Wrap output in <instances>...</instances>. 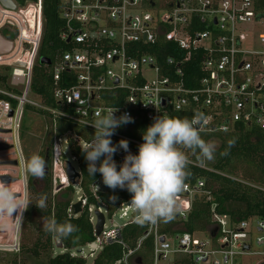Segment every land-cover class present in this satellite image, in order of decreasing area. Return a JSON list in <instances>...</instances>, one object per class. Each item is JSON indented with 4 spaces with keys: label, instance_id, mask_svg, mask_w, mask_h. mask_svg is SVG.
<instances>
[{
    "label": "built area",
    "instance_id": "built-area-1",
    "mask_svg": "<svg viewBox=\"0 0 264 264\" xmlns=\"http://www.w3.org/2000/svg\"><path fill=\"white\" fill-rule=\"evenodd\" d=\"M263 4L264 0H61L60 17L65 26L59 41L68 48H58L54 59H50L51 64H46L55 84L54 99L61 109L47 105L44 97L32 90L43 38V0L18 6L16 11L0 4V30L7 25L19 29L15 39L10 40L13 50L0 55V77L5 78L4 84L0 83V145L10 147L0 150V154L12 149L14 156L0 155V162L18 164L0 165V181L3 177L11 178L9 187L21 199H27L29 178L19 162L23 155L20 132L27 107L47 114L49 133L53 128L52 118L72 121L94 134L92 124L97 112L118 109L114 113L116 117L127 113L133 122L117 128L111 140L113 145H118L121 139L127 140L134 155L143 141L130 137L126 128L140 121L151 125L155 117L164 113L170 117L187 113V118L203 113L208 123L201 133L206 134H226L242 127L264 131ZM161 6L164 11H158ZM147 9L153 12H146ZM164 45H170L168 50L172 55L160 61L155 48ZM194 60H199L201 77L196 75L195 65L191 66ZM72 141L80 147L87 143L71 131L52 138L50 170L55 187L71 185L67 164L78 161L71 154ZM67 152L71 161L64 159ZM115 154L121 165L127 153L122 149ZM2 166L11 170L4 171ZM102 186L99 181L94 185L97 204L95 208L88 207L94 232L97 213L105 217L103 231L96 236L101 251L119 242L127 226L146 228L135 247L127 248L115 264H136L135 255L148 237L153 238L152 264H181L182 258L193 264H250L252 256H260L256 264H264V236L256 242L263 251L252 252L251 234L264 233V221L257 217L233 220L216 212L214 205V228L208 234L163 235V221L137 224L128 201L117 210L127 221L106 229L108 216L112 219L115 213L111 215L108 206L97 196ZM204 186L202 181L195 189L185 184L177 197L178 221L187 220L194 195ZM78 201L83 202L82 195ZM15 218L14 215L11 218L10 234L0 235V252H21L22 219ZM175 230L181 231L178 226ZM96 256L92 251L89 258Z\"/></svg>",
    "mask_w": 264,
    "mask_h": 264
},
{
    "label": "trees",
    "instance_id": "trees-1",
    "mask_svg": "<svg viewBox=\"0 0 264 264\" xmlns=\"http://www.w3.org/2000/svg\"><path fill=\"white\" fill-rule=\"evenodd\" d=\"M14 1L18 6L22 7L29 2L37 0ZM261 9L264 10V4ZM60 10L61 0H43V38L32 82L33 92L42 95L47 105L57 109H61V105L54 99V80L49 67L41 63V59L48 58L53 60L58 48L61 46L68 48L66 44L59 41V36L65 26V22L60 17ZM1 33L9 40H14L17 36L15 29L4 28ZM169 47L170 45H164L161 48H155V51L159 52L160 61L167 55H172V51L168 50ZM150 51L152 52L149 49L148 52ZM192 65L196 67V75L201 77L199 60L192 61ZM6 70L9 69L6 68ZM188 74L192 75L191 68L188 69ZM1 82L4 84L5 78L0 77ZM114 104L113 102L112 105ZM28 108V110H32L39 115H47L34 108ZM186 115L187 113L176 115L175 117L185 118ZM52 124L53 128L50 131L52 138L64 136L71 131L77 133L86 142H89L92 139V135H94L83 127L63 118H52ZM149 125L150 123L146 121L136 122L126 128V133L134 139L143 141L142 133ZM201 135L203 139L216 145V157L213 161L201 164L197 158L198 154L194 155L188 152L187 154L191 161L189 165L190 175L185 184H190L195 189L198 182L202 181L205 186L194 195L192 210L187 220L180 222L174 216L171 220L162 222L161 233L163 235H175L181 232L208 234L214 228L212 219V207L214 205L216 212L228 215L233 220L238 219L241 221L257 217L264 221V131L242 127L226 134L212 135L201 133ZM233 139L235 144L229 146L228 142ZM225 150H227V154L222 155L221 153L225 152ZM71 154L77 158L81 174L79 185L84 202L82 212L78 215L74 214L73 206L78 201L74 203L68 195L74 191L72 185L65 186V191L62 189L54 193L53 175L51 172L48 176H44V189L42 192L50 196L51 200L48 209L42 211L37 207H32L33 210L43 213L45 217L47 216V219L55 218L59 223L70 222L76 225L79 229L78 232L66 239L56 240L44 231L42 234V236H46L44 242L38 238L31 247L23 246L21 252L30 253L35 257L40 256L41 253L51 254L48 264H115L122 259L127 248L135 247L137 242L145 235L146 228L138 225L127 226L121 232L119 242L105 247L91 262H88L81 255L72 253L71 249L81 248L97 239L90 222L88 207L97 204V200L93 195V187L102 179V176L99 173H96L93 177L88 174L87 161L81 151V147L74 141L71 143ZM47 155L52 158L50 145H46L42 156L45 161H47ZM113 159L117 164V169H119L120 164L116 154H114ZM48 166L50 167V165ZM33 178L35 177L33 176L28 182V191L30 190L32 194H38ZM60 194H63L61 198H59ZM97 196L101 202L108 206L111 215L118 210L122 203L131 200V194L128 191L116 194L100 190ZM112 197H116V199L113 200L111 199ZM32 207H29V213ZM27 218L30 219V214L28 213ZM177 225H181V231L175 230ZM60 245L62 247H59ZM56 250L61 252H56ZM64 250L65 252H63ZM152 251L153 238L148 237L144 240L142 249L135 255L136 264H152ZM180 262L181 264H193L187 258H182ZM11 264L18 263L14 260Z\"/></svg>",
    "mask_w": 264,
    "mask_h": 264
},
{
    "label": "clouds",
    "instance_id": "clouds-1",
    "mask_svg": "<svg viewBox=\"0 0 264 264\" xmlns=\"http://www.w3.org/2000/svg\"><path fill=\"white\" fill-rule=\"evenodd\" d=\"M117 110L96 113L92 124L94 135L91 141L81 147L88 174L93 177L99 173L108 188L127 190L131 194L128 204L134 210L137 224L167 222L180 211L177 197L190 175L191 161L187 153L198 154L201 164L213 161L216 157V145L201 135L208 117L199 112L191 118H175L165 113L155 117L154 122L143 131V143L138 146V154L134 155L129 151L127 140L121 139L118 145L112 143L111 137L115 130L133 122L127 113L116 117L114 113ZM228 144L233 146L235 140H230ZM118 148L127 153L119 169L113 159ZM221 154L226 155L227 150ZM19 162L24 172L37 178L43 177L46 161L39 154L34 153L27 158L21 155ZM111 199L115 200L116 197ZM30 205L31 202L21 199L9 184L0 181V228L7 227L5 218H13L14 213H18L15 219H22L23 212ZM36 207H46V197H41ZM42 226L56 240L66 239L79 230L76 225L59 223L55 218L46 219Z\"/></svg>",
    "mask_w": 264,
    "mask_h": 264
},
{
    "label": "rangeland",
    "instance_id": "rangeland-1",
    "mask_svg": "<svg viewBox=\"0 0 264 264\" xmlns=\"http://www.w3.org/2000/svg\"><path fill=\"white\" fill-rule=\"evenodd\" d=\"M146 12H150L152 13L153 11L150 9L145 10ZM158 11H164L163 7L161 6L160 9H158ZM20 19V17H19ZM19 24L20 27L22 28V18L19 20ZM5 28L7 29H11V30H16L17 35L19 33V29L16 27H12V26H6ZM3 29L0 30V32H2ZM29 108L27 107L25 109L24 115H23V120H22V129L20 132V146H21V150L23 152V155L25 158L31 156L32 154H39L41 157L43 156V153L46 149V145H52V136L49 133V127H48V120L45 118V115H39L36 112L32 111V110H28ZM117 145V144H115ZM63 150H65V146L63 145ZM117 151H122V149L118 148ZM13 154V150H9L6 151V153L0 154L4 157H10L13 158L14 156ZM2 158V157H0ZM64 157H62L61 159H63ZM67 161H71V154L69 152H67L66 158H64ZM74 168L79 172V166L77 163L72 162ZM2 169L4 171H9L11 170L9 166H2ZM53 174V172L51 173ZM28 181L30 179H32V175L28 174ZM58 175L61 177L62 173L60 170H58ZM16 178V177H15ZM33 182L35 184V188L38 192V194H32L31 191H28V195H27V199L31 202V207H36V204L38 202V200L41 197H46V207H44L43 209H40L42 211H46L49 207L50 204V196L49 195H45L43 194V181L41 180V178H33ZM6 184H10V183H6ZM54 185V184H53ZM59 185V186H58ZM58 187L54 186V193L58 192L60 190L63 189L64 190V186H61L60 184H58ZM103 185V181L102 179L99 180V186ZM73 187V193L68 194L70 196V198H72L73 202H77L79 197L82 195L80 192V185L76 184V185H72ZM12 190V188H11ZM14 190V189H13ZM12 190V191H13ZM63 195V194H62ZM61 194L59 195V198H61L62 196ZM29 206V207H30ZM92 206H94V208L96 207L95 204H93ZM28 207L27 210H25L23 212V216H22V227L20 230V239H21V244L22 247L23 246H27L28 248L32 246V244L35 243V241L40 238L42 239V241L44 242L46 240V236H42V234L44 233L43 230V222L47 219L43 213H39L36 210H33V207L31 208V212L30 208ZM27 213L30 214V219L27 218ZM6 219V223H7V227L6 228H0V235L3 234H10V232L12 231V225H11V217H7ZM111 217L108 216L107 218V227L106 229H109L111 227H118L119 225L124 224L127 221V218H122L121 217V212L117 211L115 212L114 217L111 219ZM178 229H181V225H177ZM264 233H257V232H253V234H251L252 240L251 243L253 245V250L252 252H262L263 248L261 246H258L257 239L260 237H263ZM79 251H81V253H79ZM92 251H95L96 254L98 255L101 251L100 246L98 245L97 241H93L90 242L84 246H82L81 248H74L71 249V252L74 253L75 255H81L83 257H85V259L89 258V255ZM53 252V251H52ZM56 252H61L60 250H56ZM65 252V250L63 251ZM51 256V254H47V253H41L40 256L35 257L33 255H31L30 253H24L23 251L17 254H13V253H6V252H0V264H11L12 261H16L18 264H48L49 262V257ZM261 257L260 256H252L251 257V263L250 264H256V262L258 260H260ZM93 259L89 258L87 259L88 262H91Z\"/></svg>",
    "mask_w": 264,
    "mask_h": 264
},
{
    "label": "water",
    "instance_id": "water-1",
    "mask_svg": "<svg viewBox=\"0 0 264 264\" xmlns=\"http://www.w3.org/2000/svg\"><path fill=\"white\" fill-rule=\"evenodd\" d=\"M0 4L4 8L11 10V11H16L18 9V5L14 0H0ZM13 47H14L13 42L6 39L0 33V55L10 53L13 50ZM41 63L49 65V64H51V60L48 58H43V59H41ZM7 149H10V147L5 146V145H0V150H7ZM124 157H125V155L123 156L122 160H124ZM17 164L18 163L16 161L0 162V165H14V166H16ZM48 171H49V167L46 164L44 174H47ZM66 173H67V176H68V179H69L71 185H76L78 183V180L81 179L80 172H78L70 162L67 164ZM2 181L5 183L13 182V180L9 177H3ZM101 191L121 194L123 192H126L127 190H121V189L112 190V189L108 188L107 186L103 185L101 188ZM73 209H74L75 215L80 214L83 210V202L78 201L76 204H74ZM13 215H14V217H16L17 213H14ZM97 217H98V222H97V225L95 228V235L97 237H99L103 231V228H104L105 217L101 213H97ZM161 241L164 242V238H162ZM59 247H62V245H60ZM246 248L249 249L250 247L247 246ZM79 252L81 253V251H79Z\"/></svg>",
    "mask_w": 264,
    "mask_h": 264
},
{
    "label": "flooded vegetation",
    "instance_id": "flooded-vegetation-1",
    "mask_svg": "<svg viewBox=\"0 0 264 264\" xmlns=\"http://www.w3.org/2000/svg\"><path fill=\"white\" fill-rule=\"evenodd\" d=\"M17 5H18V4H17ZM0 33H1V32H0ZM1 34H2V33H1ZM46 160H47V161H46V162H47V165H50V163H51V158H50L49 155H47ZM48 167H49V166H48ZM50 172H51V170H50V167H49V171H48V173H47V174H44L43 177H41V180L44 181V179H45L44 176H45V175L48 176V175L50 174Z\"/></svg>",
    "mask_w": 264,
    "mask_h": 264
},
{
    "label": "crops",
    "instance_id": "crops-1",
    "mask_svg": "<svg viewBox=\"0 0 264 264\" xmlns=\"http://www.w3.org/2000/svg\"><path fill=\"white\" fill-rule=\"evenodd\" d=\"M7 39V38H6ZM9 40V39H8Z\"/></svg>",
    "mask_w": 264,
    "mask_h": 264
}]
</instances>
